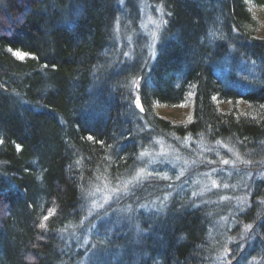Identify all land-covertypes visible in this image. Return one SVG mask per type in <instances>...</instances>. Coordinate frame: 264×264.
I'll list each match as a JSON object with an SVG mask.
<instances>
[{
	"label": "trees",
	"instance_id": "obj_1",
	"mask_svg": "<svg viewBox=\"0 0 264 264\" xmlns=\"http://www.w3.org/2000/svg\"><path fill=\"white\" fill-rule=\"evenodd\" d=\"M120 1L0 0V264H94L95 251V264H212L209 223L187 208L155 237H148L154 224L139 221L147 235L140 256L120 261L95 237L82 247L99 219V211L89 215L95 184L125 183L153 137L171 146L185 139L207 154L219 141L245 171L263 177L250 185L241 216L254 235L248 258L263 264L264 25L257 23L264 0H219L213 38L210 17L194 2L149 0L161 7L156 52L145 69L126 75L116 39L117 20L128 19ZM222 59L226 75L213 68ZM241 60L256 63L251 90L237 85L233 62ZM181 105L189 108L184 120L163 115ZM163 184L148 179L127 194L131 203H147Z\"/></svg>",
	"mask_w": 264,
	"mask_h": 264
},
{
	"label": "rangeland",
	"instance_id": "obj_2",
	"mask_svg": "<svg viewBox=\"0 0 264 264\" xmlns=\"http://www.w3.org/2000/svg\"><path fill=\"white\" fill-rule=\"evenodd\" d=\"M190 1L198 5L200 9H205L206 16L210 17L209 25H206L207 37H210L213 35V28L221 19L218 16L221 10L220 1ZM126 3V0H121L120 6L123 13L127 11L123 15H126L128 19L121 18L120 21L118 19L116 24V39L122 57L120 61L124 75L129 71L130 73L140 72L150 64L156 52L162 26L159 4L149 0H128L126 9ZM258 15L257 27L264 25V7L258 9ZM261 29L264 30V26H261ZM201 36H198L200 45L203 44ZM214 64L213 68L217 69L216 74L228 73L225 59L216 61ZM238 64L236 70L240 80L237 85L241 90H251L257 85L255 81H258V76L254 72L256 63L241 60ZM127 82L130 89L137 87L138 82L135 76H130ZM131 97L132 103L140 107L137 96L133 94ZM188 109V105L163 108V115L175 121L184 120ZM140 112L142 113V108ZM138 119L142 123H147L144 117ZM148 126L147 123L144 131H149ZM153 138L142 152L144 155L140 153L137 172L125 183L112 185L105 181H98L95 184L91 191L93 203L90 204L89 215L99 211V219L97 218L88 228L90 234L86 240L82 241V247L85 248L88 243L89 248L93 246L94 239L91 238L95 237L101 246L110 244L111 247L104 249V252L116 249L121 256L120 261L129 254L140 256L138 249L142 247V239L147 235L144 232L141 233L139 223L143 220L146 225L154 224L148 237H155L159 227H163L170 219L179 218L181 216L179 213L187 208L202 211V216L209 220L208 240L213 248L212 253L217 252L212 264H254V261L248 258V253L254 248V235L251 227L243 223L241 216L248 208L247 191L250 185L263 177L253 176L245 171L244 162L240 160L237 152L229 145L218 143L219 141H215L216 149L207 154L203 146L192 147L185 139L179 141L175 138L171 141L173 144L171 146L159 137ZM225 160L228 163H224ZM148 179L164 184L155 190L156 196H153L149 202L136 204L133 201L131 203L130 199L133 197H128L127 190H140ZM214 181L215 186H213ZM174 202L177 203L178 211L173 208ZM158 216L159 223L158 219L153 223L154 218ZM104 235L109 236L111 241L106 242L108 239ZM117 242L122 243L121 247H115ZM95 252L94 264L97 259ZM109 255L112 254L109 253ZM89 262L88 259L84 263L90 264Z\"/></svg>",
	"mask_w": 264,
	"mask_h": 264
},
{
	"label": "snow or ice",
	"instance_id": "obj_3",
	"mask_svg": "<svg viewBox=\"0 0 264 264\" xmlns=\"http://www.w3.org/2000/svg\"><path fill=\"white\" fill-rule=\"evenodd\" d=\"M17 55H19V53H17ZM125 55H127V53H125ZM89 139H92V137H89ZM2 142V141H0ZM219 143V142H218ZM141 155H144V153H142ZM224 163H228V161H224ZM139 175V174H138ZM135 179V178H134ZM129 183H131V181H129ZM213 186H215V181L213 182ZM46 219V218H45ZM41 227H43V225H41ZM247 227H250V226H247Z\"/></svg>",
	"mask_w": 264,
	"mask_h": 264
},
{
	"label": "bare ground",
	"instance_id": "obj_4",
	"mask_svg": "<svg viewBox=\"0 0 264 264\" xmlns=\"http://www.w3.org/2000/svg\"><path fill=\"white\" fill-rule=\"evenodd\" d=\"M251 61V60H250ZM233 65L235 66V70H236V67H238V65L239 64H237V62H233ZM215 70H217V69H215ZM238 77V76H237ZM244 84V83H243ZM208 221V223H209V220H207ZM209 225V224H208Z\"/></svg>",
	"mask_w": 264,
	"mask_h": 264
}]
</instances>
